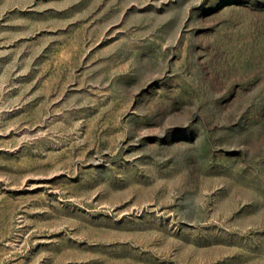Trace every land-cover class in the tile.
<instances>
[{
	"label": "rangeland",
	"instance_id": "374dc122",
	"mask_svg": "<svg viewBox=\"0 0 264 264\" xmlns=\"http://www.w3.org/2000/svg\"><path fill=\"white\" fill-rule=\"evenodd\" d=\"M0 264H264V0H0Z\"/></svg>",
	"mask_w": 264,
	"mask_h": 264
}]
</instances>
